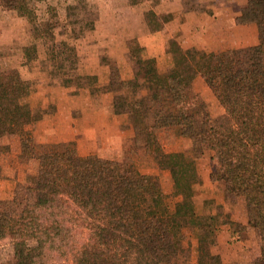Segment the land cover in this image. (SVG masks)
Here are the masks:
<instances>
[{
    "label": "trees",
    "instance_id": "obj_1",
    "mask_svg": "<svg viewBox=\"0 0 264 264\" xmlns=\"http://www.w3.org/2000/svg\"><path fill=\"white\" fill-rule=\"evenodd\" d=\"M36 1L0 0V9L33 20ZM235 22L258 27L247 66L236 64L232 49L177 47L182 55L149 85L156 104L151 115L132 112L138 146L169 172L171 195L157 175L124 160L81 155L73 141L38 150L29 128L38 116L17 99L0 105V128H18V157L34 164L36 177L12 199L15 210L0 208V241L11 240L14 251L13 260L0 264H175L186 229L201 264H225L208 245L218 215L198 213L192 198L196 159L206 150L217 164L210 180L245 205L246 225L235 226L255 229L264 242V0H247ZM197 76L230 118L229 127L212 123L205 101L187 93ZM5 89L0 72V94ZM163 131L188 139L189 148L167 151L159 141ZM263 254L252 264H264Z\"/></svg>",
    "mask_w": 264,
    "mask_h": 264
},
{
    "label": "rangeland",
    "instance_id": "obj_2",
    "mask_svg": "<svg viewBox=\"0 0 264 264\" xmlns=\"http://www.w3.org/2000/svg\"><path fill=\"white\" fill-rule=\"evenodd\" d=\"M156 1L37 0L33 4V20L14 10L0 9V72L6 86L4 93L0 94V105L17 99L23 108L35 113L38 119L29 126L32 137L38 150L48 151L61 148L62 144L69 142H46L43 136L49 134L51 129L47 124L44 133L35 132L36 123L50 118L57 104L55 94L50 90L51 86L60 84L71 90L72 100L59 104L60 109L72 105V116L76 122L83 110L106 104L109 111L121 118L110 120L115 123L113 125L104 115L95 113L93 120L94 115L91 114L93 116L90 122L85 126L78 125V137L73 141L78 152L81 155L96 154L104 158L124 160L144 173L157 175L164 192L171 195L172 181L169 172L138 146L132 114L139 110L147 115L153 112L156 104L151 101L149 85L158 79L159 71L166 65L162 63L166 61L157 66L154 64L155 59H141V55H134L133 68L128 65L118 67L111 60L110 54L101 50L103 53L99 52V63L109 66L103 67L100 74L91 75L86 74L85 67L83 68L87 62L76 55V43L80 46V40L88 34L102 37L106 33L103 31L110 29L113 16L116 17L118 13L129 19L124 24L125 30L136 31L133 22L136 14L133 10H136L138 3H144L150 10L147 15L150 26L154 28L160 25L161 18L154 17L151 12ZM123 3L126 5L118 6ZM114 5L118 7L117 10L112 9ZM177 47V43L170 45L171 63L182 55ZM251 47L233 49L238 66H247ZM107 92L112 95V101L110 96L108 101L99 98L101 93ZM187 93L198 94L205 101L212 123L223 128L232 124L216 97H213L209 88L205 89L202 80L195 78L187 87ZM124 112H129L127 118L122 115ZM59 118L64 120V114L61 113ZM57 129L61 133L58 126ZM159 141L167 151L187 150L190 145L188 139L178 137L173 131L161 132ZM19 151L18 128H0V208L15 210L12 199L21 197L24 188L36 181L34 164L26 158L18 157ZM216 168L217 164L207 150L196 159L197 176L193 181L192 194L196 211L200 214H217L218 221L221 222L216 233L208 240L209 248L225 264H252L261 255L262 249L264 253V242L255 229L248 226L239 229L235 226L234 223L246 225L247 211L240 198L226 192L220 182L210 180L209 174ZM226 220L233 224L222 222ZM28 244L33 246L35 241L28 240ZM183 245L175 264H201L204 261L196 255V239L190 230H185ZM13 257L12 241L1 240L0 262L11 261Z\"/></svg>",
    "mask_w": 264,
    "mask_h": 264
},
{
    "label": "crops",
    "instance_id": "obj_3",
    "mask_svg": "<svg viewBox=\"0 0 264 264\" xmlns=\"http://www.w3.org/2000/svg\"><path fill=\"white\" fill-rule=\"evenodd\" d=\"M246 2L247 0H157L151 8V12L154 17L161 18V23L154 28L150 26V22L147 20L150 10L145 7L144 3H138L136 10H133L136 14L133 19L136 31H126L124 24L129 19H125V16L118 13L116 17L113 16V25L110 26V29L103 31L106 33L102 37L97 34L96 36L88 34L84 36L83 40H80V46L76 43V55L87 62L83 65L86 74L98 75L103 67L109 66L100 65L99 54L101 50L109 53L111 60L118 67L128 65L133 68L132 57L134 55H141L139 57L141 59H155L154 64L157 66L163 61L166 62L162 64H170L171 43H177L182 50L199 48L210 52L253 46L258 43L259 38L256 24H238L235 22L236 16L239 15L240 9L246 5ZM124 5L126 3L118 6ZM112 9L117 10L118 7L114 5ZM166 16H169V18L165 20ZM107 73L109 74V72ZM196 79L203 81L200 76H197ZM205 89L208 90L206 84ZM50 90L56 97L55 109L50 118L39 120L35 125L36 133L43 132L46 124L48 128H51L49 134L43 136L46 142L75 141L78 137V125L85 126L95 113L104 115L108 122L110 120L114 121L118 117L121 118L115 115L113 111H109L107 105L103 104L99 107L83 110L81 116L77 119V123L72 116V105L60 109L59 104L69 103L72 100L70 97L71 90L62 87L60 84L51 86ZM109 96L112 101V95L108 92L101 93L99 98L108 101ZM213 97H215L214 94ZM61 113L64 114V120L59 118ZM122 115L126 117L128 113L124 112ZM122 120H124L123 117ZM110 123L115 125L114 122ZM57 126L61 133L57 132ZM94 132L97 133V130ZM217 252L221 254L220 250Z\"/></svg>",
    "mask_w": 264,
    "mask_h": 264
}]
</instances>
